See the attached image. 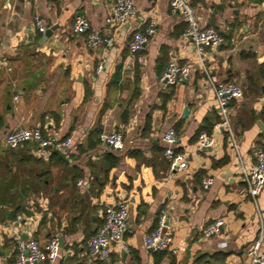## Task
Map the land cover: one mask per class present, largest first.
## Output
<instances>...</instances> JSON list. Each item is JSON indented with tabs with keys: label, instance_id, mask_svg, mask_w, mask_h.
<instances>
[{
	"label": "crops",
	"instance_id": "crops-1",
	"mask_svg": "<svg viewBox=\"0 0 264 264\" xmlns=\"http://www.w3.org/2000/svg\"><path fill=\"white\" fill-rule=\"evenodd\" d=\"M188 1L201 26L225 38L221 46L205 48L204 62L184 36L183 14L173 11L170 0H135L137 15L124 23L110 20L114 0H0V196L6 201L11 194L28 196L25 211L17 214L22 216L17 232L11 230L14 206L0 203V264H15L16 241L26 228L41 245L63 236V257L56 264H156L144 236L162 215L179 251L166 250L159 264H254L249 250L261 236L264 251V191L252 197L246 179L255 151L264 147V0ZM78 14L90 21L84 33L74 30ZM36 15L47 29L55 27L46 40ZM152 21L158 31L139 61L129 41ZM92 33L100 37L95 48L88 45ZM171 60L193 63L190 77L174 85L163 82ZM224 81L243 89V96L230 102L232 134L216 128L221 115L214 85ZM148 116L151 127L145 132ZM206 118L212 126L202 132L214 142L200 148L198 132ZM34 126L72 137L69 149H56L64 163L51 158L52 149L32 142L7 146L8 132ZM171 126L179 135L177 151L189 160L180 172L170 170L164 155L163 135ZM96 129L122 131L124 147L108 148L99 133L97 145L88 148ZM107 153L117 161L100 190L95 179L110 166ZM73 166L83 175L72 188L90 207L75 230L69 209L60 212L56 204V211L50 209L54 191L72 192L67 185ZM46 171L51 180L40 183ZM206 176L213 177L208 189L202 187ZM120 199L128 201L125 237L132 251L114 245L110 259L101 263L89 254L88 240L101 227L106 206ZM221 219L219 230L205 236Z\"/></svg>",
	"mask_w": 264,
	"mask_h": 264
},
{
	"label": "built area",
	"instance_id": "built-area-1",
	"mask_svg": "<svg viewBox=\"0 0 264 264\" xmlns=\"http://www.w3.org/2000/svg\"><path fill=\"white\" fill-rule=\"evenodd\" d=\"M173 11H180L183 14L186 23L184 36L191 39L198 52L199 61L205 60V48L207 46L219 47L225 42V38L215 28L203 27L200 24L195 7L188 0H170ZM137 6L135 0H114L113 15L111 21L124 23L137 15ZM35 23L37 28L45 32L47 26L39 15H36ZM90 29L89 19L81 14L75 16L74 30L77 33H84ZM158 31L156 22L152 21L143 31H135L129 41V50L142 61L140 53L146 49L147 44ZM100 40L99 35L92 33L89 35L88 45L91 48L96 47ZM112 39H108L111 41ZM103 63L98 65V71H102ZM193 63H179L171 60L165 71L161 75V80L168 85H174L190 77L193 72ZM215 94L218 100L219 111L221 115L220 122L216 128H222L230 131L232 134L231 109L230 102L233 99H239L243 96L241 85L235 81H224L214 85ZM102 144L112 150H119L124 147L126 138L122 131H102L99 135ZM179 135L174 126L169 127L164 135L165 143L164 155L169 159L170 170L180 172L187 169L189 160L185 155L177 151ZM7 146L12 149H18L28 142L35 143L40 149L67 150L72 146V137L60 138L55 134H45L40 127H18L7 133L5 138ZM214 137L207 132L200 133L197 145L198 147H207L212 145ZM256 161L246 172L249 194L256 198L264 191V147H259L255 151ZM82 181H79L81 183ZM213 183L212 176H206L202 180V187L208 189ZM129 206L127 199H120L114 204L106 206L104 211V224L88 240L89 254L93 258L108 261L110 259L113 246H119L125 252H131L132 248L128 243L125 232L128 225ZM166 215H162L158 225L146 233L144 236V245L152 251L170 250L177 254L178 249L174 247V237L166 223ZM22 216L19 214L11 222V230L17 232L21 224ZM224 221L218 220L204 230L205 236L216 233ZM263 236L257 239L249 250L254 264H264V251L262 250ZM63 247L59 236H53L44 245L35 237L28 239L17 238L15 264H56L62 257Z\"/></svg>",
	"mask_w": 264,
	"mask_h": 264
},
{
	"label": "trees",
	"instance_id": "trees-1",
	"mask_svg": "<svg viewBox=\"0 0 264 264\" xmlns=\"http://www.w3.org/2000/svg\"><path fill=\"white\" fill-rule=\"evenodd\" d=\"M108 108V104H105L104 108L102 109V111H105L106 109ZM128 108H126L125 111H129ZM208 119L209 118H206L205 122H204V125L199 129V132H202L203 130H208V132H210V129H211V126L212 125H208ZM2 124V118L0 117V125ZM150 127H151V116H148L147 117V121H146V126H145V129L144 131L146 132L147 130H150ZM100 133V129H96L94 130V132L92 133L93 135V140L88 142V145L87 147L88 148H92L94 146L97 145L98 143V140L97 138H95L96 136H98ZM52 155H51V158H55L57 161H60L61 164L64 163V157L56 150V149H52ZM107 159L110 161L109 162V168L106 169L105 171V176L103 178H98L96 177L95 181H96V184L98 183L99 184V189L102 190L105 186V183H106V180L108 179V174H109V171L110 169L112 168V166L115 165L117 159L116 157L112 154V153H107L106 155ZM112 159V160H111ZM225 161V160H224ZM224 161H220L218 164L224 162ZM71 169V172L73 174V179L74 181H72L71 179H68V180H71L69 181L68 183V187L72 188L74 187L75 185V182L77 181V179L79 177H82L83 175V172L82 170H80L77 166H73L70 168ZM50 171H46V172H43L42 173V178L41 180L39 181L40 183L41 182H46V180L50 181L51 178H50ZM40 176V177H41ZM43 179V180H42ZM40 185V184H39ZM40 187V186H39ZM61 189V187H60ZM72 192H69V194H66V195H58L59 191H54V194H56V196H51L50 199H51V203H50V209H54L55 207V204L58 205V207L60 208V212H62L63 210H66V209H69L71 214H72V218L70 220V225L72 226V229L75 230V226L77 223L81 222V220L87 216V212L89 210V203L84 199V197L82 195L79 194V192L72 188L71 190ZM58 195V196H57ZM28 196H23V197H19L17 194L16 195H10V199L8 201L5 200V196H0V203H9L11 205L14 206V210L13 212L11 213V218H15L16 215L18 213H21L23 211H25V200ZM55 210V209H54ZM56 211V210H55ZM55 214V212H54ZM157 221H159V218L157 219ZM43 222H46V219L43 220ZM104 224V221L103 223L101 224V226ZM100 228V227H99ZM98 228V229H99ZM98 229L93 233L95 234ZM155 260H156V264H159L160 263V260L166 255V250H162V251H155ZM98 259V258H96ZM101 260V263L102 259H99Z\"/></svg>",
	"mask_w": 264,
	"mask_h": 264
},
{
	"label": "water",
	"instance_id": "water-1",
	"mask_svg": "<svg viewBox=\"0 0 264 264\" xmlns=\"http://www.w3.org/2000/svg\"><path fill=\"white\" fill-rule=\"evenodd\" d=\"M55 30V27H50L49 29H47L45 32H44V40L48 39L50 36H52L53 32ZM188 112H189V108L186 107L185 110H184V113L185 115H188ZM27 228L25 229V231L23 233H21L19 236L20 238L22 239H28L29 236L27 234ZM59 239H60V242H61V246L64 248V238L63 236H59ZM0 255H3V253L0 251ZM78 264V263H77Z\"/></svg>",
	"mask_w": 264,
	"mask_h": 264
}]
</instances>
